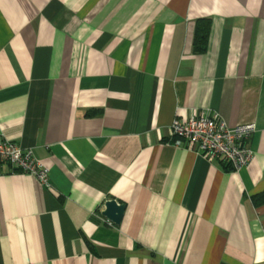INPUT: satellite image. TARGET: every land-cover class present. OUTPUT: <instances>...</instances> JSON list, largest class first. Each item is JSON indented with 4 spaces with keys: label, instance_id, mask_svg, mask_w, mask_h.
I'll list each match as a JSON object with an SVG mask.
<instances>
[{
    "label": "crops",
    "instance_id": "obj_1",
    "mask_svg": "<svg viewBox=\"0 0 264 264\" xmlns=\"http://www.w3.org/2000/svg\"><path fill=\"white\" fill-rule=\"evenodd\" d=\"M201 111L248 166L173 145ZM0 136L50 184L0 166V264H264V0H0Z\"/></svg>",
    "mask_w": 264,
    "mask_h": 264
},
{
    "label": "built area",
    "instance_id": "obj_2",
    "mask_svg": "<svg viewBox=\"0 0 264 264\" xmlns=\"http://www.w3.org/2000/svg\"><path fill=\"white\" fill-rule=\"evenodd\" d=\"M170 129L175 147L195 151L209 163L220 161L239 172L254 159L253 149L246 143L256 130L254 123L230 126L217 112L201 111L186 120L173 118ZM4 165L50 187L49 168L34 151L0 136V166Z\"/></svg>",
    "mask_w": 264,
    "mask_h": 264
},
{
    "label": "water",
    "instance_id": "obj_3",
    "mask_svg": "<svg viewBox=\"0 0 264 264\" xmlns=\"http://www.w3.org/2000/svg\"><path fill=\"white\" fill-rule=\"evenodd\" d=\"M125 212V205L120 204L115 200H107L104 205L102 215L110 222L119 225L123 214Z\"/></svg>",
    "mask_w": 264,
    "mask_h": 264
},
{
    "label": "trees",
    "instance_id": "obj_4",
    "mask_svg": "<svg viewBox=\"0 0 264 264\" xmlns=\"http://www.w3.org/2000/svg\"><path fill=\"white\" fill-rule=\"evenodd\" d=\"M209 22L207 20H199L197 22V27H196V37H195V46L196 50L201 49L202 44L204 43L205 40V33H203V36L200 37V32L201 30H204V26H206ZM203 32V31H202ZM197 44V45H196Z\"/></svg>",
    "mask_w": 264,
    "mask_h": 264
}]
</instances>
